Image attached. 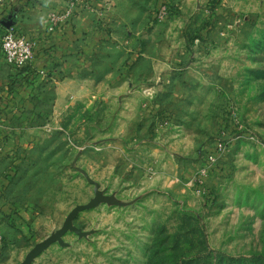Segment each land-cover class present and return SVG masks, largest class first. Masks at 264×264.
<instances>
[{"label": "rangeland", "instance_id": "obj_1", "mask_svg": "<svg viewBox=\"0 0 264 264\" xmlns=\"http://www.w3.org/2000/svg\"><path fill=\"white\" fill-rule=\"evenodd\" d=\"M140 1L104 0L98 96L23 122L0 264L95 199L33 264H264V0Z\"/></svg>", "mask_w": 264, "mask_h": 264}, {"label": "crops", "instance_id": "obj_2", "mask_svg": "<svg viewBox=\"0 0 264 264\" xmlns=\"http://www.w3.org/2000/svg\"><path fill=\"white\" fill-rule=\"evenodd\" d=\"M67 0H7L0 10V146L4 153L0 169L8 162L24 166L20 137L26 130L25 120L37 117L39 105L49 90L54 89L52 116H58L60 106L68 108L70 98L85 100L96 97L103 86L98 72L97 58L103 23L99 22L104 0H95L92 10L83 11L54 33L47 31L48 14L61 8ZM121 0H117L120 4ZM141 0L140 2H143ZM100 13V14H99ZM97 19V22H96ZM7 23L18 32L31 37L37 45L33 62L27 70L15 71L1 53L2 34ZM40 71H45L41 75ZM106 82V81H104ZM49 99V98H48ZM59 108V109H58ZM33 148V147H32ZM20 166V168H21ZM14 169H18L14 167ZM16 171V170H14Z\"/></svg>", "mask_w": 264, "mask_h": 264}, {"label": "built area", "instance_id": "obj_3", "mask_svg": "<svg viewBox=\"0 0 264 264\" xmlns=\"http://www.w3.org/2000/svg\"><path fill=\"white\" fill-rule=\"evenodd\" d=\"M0 0V10L3 2ZM95 6V0H67L66 4L48 14L47 31L54 33L59 28L69 24L77 14L92 10ZM165 6V5H164ZM162 7V13H166L165 7ZM37 45L33 38L18 32L13 27L6 28L1 41V53L6 63L15 71H20L24 67L30 65L35 59ZM41 75H45V71H40ZM3 147H0V153ZM4 240L0 236V250L3 249Z\"/></svg>", "mask_w": 264, "mask_h": 264}, {"label": "water", "instance_id": "obj_4", "mask_svg": "<svg viewBox=\"0 0 264 264\" xmlns=\"http://www.w3.org/2000/svg\"><path fill=\"white\" fill-rule=\"evenodd\" d=\"M7 28L11 27V23H7ZM98 202L97 199L93 200L88 205L78 206L75 209L71 211V213L68 215L63 227L56 231L55 233L51 234L48 238H46L44 241L38 243L26 256L25 260L22 262V264H33L35 259L39 257L45 250H47L51 245L59 242L62 245H65L64 242V236L69 231H76L80 233L79 229L76 228L73 225V219L75 216L83 210L92 208L96 203Z\"/></svg>", "mask_w": 264, "mask_h": 264}, {"label": "trees", "instance_id": "obj_5", "mask_svg": "<svg viewBox=\"0 0 264 264\" xmlns=\"http://www.w3.org/2000/svg\"><path fill=\"white\" fill-rule=\"evenodd\" d=\"M6 30V29H5ZM4 30V31H5ZM4 34V33H3ZM3 34H2V36H3ZM27 67V66H26ZM26 67H24L23 69H21L20 71H22V70H25V68ZM27 70H30V71H32V72H34L32 69H30V68H26ZM1 147V146H0ZM3 153H4V149L1 151V153H0V158L3 156ZM255 258L256 259H258V260H260V261H264V256H262V255H256L255 256Z\"/></svg>", "mask_w": 264, "mask_h": 264}]
</instances>
